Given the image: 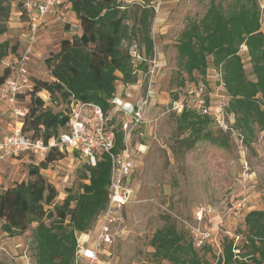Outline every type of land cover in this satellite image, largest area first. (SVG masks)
Listing matches in <instances>:
<instances>
[{
    "label": "trees",
    "instance_id": "16d2710c",
    "mask_svg": "<svg viewBox=\"0 0 264 264\" xmlns=\"http://www.w3.org/2000/svg\"><path fill=\"white\" fill-rule=\"evenodd\" d=\"M68 5L79 20L78 31L63 39L60 50L45 59L52 80L29 76L28 87L18 95V103L27 110L22 118V132L45 143L67 130L68 104L72 100L97 103L108 112L117 82H141L155 55L151 36L155 9L150 0L136 1L132 6H125L120 0H68ZM13 7H17L24 22L29 20L22 0H0V34L9 29ZM131 14L132 26L128 23ZM131 32L142 36L140 62L123 46ZM243 48L249 67L242 55ZM18 50V45L7 39L0 43V59ZM176 52L178 71L186 77L174 90L168 111L176 115L178 129L188 132L183 139L187 145L193 146L199 140L220 143L210 125L219 119L220 110L216 108L221 107L214 110L213 105L221 104L222 99H228L226 110L234 114L235 124L243 134L252 136L256 126L264 131V31L258 0H233L228 7L211 0L201 18L188 19L179 34ZM210 68L220 73L221 93L209 94ZM10 75V68L0 66V84ZM201 82L207 86L210 112L198 113L188 100L182 112L174 111L173 101L182 97L189 86ZM45 91L49 100L41 96ZM56 96L67 103L59 112L51 108ZM214 99L217 102L211 104ZM121 125L114 124L115 150L124 145ZM66 156V152L57 149L41 159L22 153L16 159H34L29 166V179L0 191L4 232L11 237L20 236L34 224L36 264H75L78 246L85 244L83 236L93 230L109 203L112 164L106 154L99 156L96 165L83 163L78 190L69 189L62 202L58 201V191L44 170ZM243 221L241 229L232 228L241 237L236 245L223 234L197 247L191 234L187 237L168 218L150 240L152 255L161 264H210L207 252L216 256L213 264H248V259L252 264H264V209L247 212Z\"/></svg>",
    "mask_w": 264,
    "mask_h": 264
},
{
    "label": "rangeland",
    "instance_id": "374dc122",
    "mask_svg": "<svg viewBox=\"0 0 264 264\" xmlns=\"http://www.w3.org/2000/svg\"><path fill=\"white\" fill-rule=\"evenodd\" d=\"M136 1L141 2L120 0L125 6H132ZM210 1L150 0L155 9V17L151 24V36L155 45L154 57L163 64L156 72L152 87L156 92L161 94L163 92L168 97L167 100L157 102L153 106L149 103L147 121L132 135L136 168L128 180V188L133 193V198L125 207L123 222L113 228V242L104 249L101 256L103 264H161L152 255L150 240L154 232L169 218L176 223L180 231L191 237L189 231L191 226L196 224L194 212L201 205L213 208L212 215L207 216V222L209 220L223 222L226 220L225 213L230 204L243 200L242 209L234 215L236 225H232L231 228L244 225L243 217L247 212L260 207L264 209V131L256 126L252 136L243 134L235 124L234 114L227 112L228 102L224 100L221 104L213 105L214 110L216 106L221 108L218 113L219 119L210 125L211 132L219 138L220 143L199 140L193 146H189L183 140L188 136V132H181L178 129L176 115L168 111L174 90L179 86L181 78L186 77L185 73H179L176 63L179 34L189 18H201L204 15ZM217 1L228 7L233 0ZM258 2L264 31V0ZM16 11L17 7H13L8 23L9 29L4 34L11 44H16L19 48L20 44L28 45V29L24 28L25 22ZM128 23L130 26L134 23L132 14ZM76 31L78 28L72 22H59L57 28L46 31L48 35L43 32L41 43L50 44L51 39V47L44 46L43 52L28 65L32 73L30 77L52 80L45 59L58 52L61 41L71 38L72 33ZM123 46L132 52L136 62L142 60L143 45L139 33L131 32L124 40ZM242 55L249 67V58L244 48ZM213 70L212 68L208 70L212 76L207 77L210 95L221 93L219 85L221 77ZM144 76L145 74L139 82L143 86L140 91L141 97L138 99L145 97L147 91L148 80ZM118 83L120 82H117V85ZM130 90L132 93L136 91L133 88ZM41 96L45 100L50 98L46 91L42 92ZM214 102L217 101L214 99L211 104ZM64 106H67L66 101L63 102L58 96L51 102L54 112H59ZM111 116L116 126L128 119L118 112H111ZM69 156L62 158L61 162H53L51 176L47 175V179L54 182L59 202L66 197L69 189L78 190L79 176L84 170L83 161L73 162ZM33 161V158L23 157L0 162V191L17 182L28 180L29 166ZM230 221H234L233 217L225 222ZM1 224L0 221V263L36 264L32 235L34 224L24 234L15 237L4 232ZM223 234L215 231L213 237H223ZM206 257L210 264L216 260L212 252H207ZM246 262L252 264L249 259Z\"/></svg>",
    "mask_w": 264,
    "mask_h": 264
},
{
    "label": "built area",
    "instance_id": "2783aa9c",
    "mask_svg": "<svg viewBox=\"0 0 264 264\" xmlns=\"http://www.w3.org/2000/svg\"><path fill=\"white\" fill-rule=\"evenodd\" d=\"M26 10L30 28L28 29V45L21 54L11 60L10 57L0 59V65L10 68L11 75L0 84V110L8 105L12 110V120L8 121L0 130H5V136L0 138V162L16 159L22 153L32 154L37 159L44 158L52 149L73 155L76 161H83L89 165H96L101 154H106L112 164L110 180L109 203L106 210L99 216V230L92 242L78 246L75 264H103L101 256L104 249L113 242V228L123 222V212L127 204L131 203L133 193L128 188V180L135 169V150L132 147L133 133L141 127L149 108L153 94V83L160 61L154 57L145 74L148 87L145 97L138 102L125 101L120 95H114L112 107L108 112L93 102L72 100L69 106V120L67 130L58 137L51 138L47 143L34 140L22 132L23 117L26 108L18 102L20 92L28 87L25 79L28 77L27 58L33 53L38 43L41 30L48 24V16L59 11L58 0H22ZM36 12V13H35ZM34 47V48H33ZM208 90L205 83H197L186 89L185 94L173 101L172 109L182 112L188 100L192 107L201 114H208L212 108L208 104ZM111 112L122 113L128 119L122 122L121 130L124 134V145L115 150L116 129L114 128ZM142 147V146H141ZM139 149V147H138ZM141 149V148H140ZM244 201H235L226 209V220H230L242 209ZM211 206L201 205L194 212L196 224L191 226V235L197 247L203 246L211 240L213 233L223 232L234 240V244L241 239L228 223L209 220L212 215ZM96 223V224H97ZM225 227V229H223ZM217 237V236H216Z\"/></svg>",
    "mask_w": 264,
    "mask_h": 264
},
{
    "label": "crops",
    "instance_id": "0c3cea01",
    "mask_svg": "<svg viewBox=\"0 0 264 264\" xmlns=\"http://www.w3.org/2000/svg\"><path fill=\"white\" fill-rule=\"evenodd\" d=\"M57 5H58V8H59V11L57 12V14L48 16V24H47V26L45 28H43L41 30V32L39 34V38H38V43H37L36 47L33 49V53L27 58L28 77L32 74L30 72V67L28 65H31L33 63V61L36 60L35 57L38 56L41 52H43L44 46L51 47V43H52L51 39H50V44L45 42L46 44L43 45V43H41L42 42V38H43V34H44L43 32H45V34H47L46 31H48L50 29L53 30V29L57 28L59 22H61V23H64V22L71 23L72 22V24L74 26H77L79 24V20H78L76 14L74 13V11L72 9L69 8L68 0H58ZM16 13H18L20 15V12L18 10L16 11ZM24 28H27V29L30 28L29 20L25 21ZM5 35L6 34H1L0 35V37H1L0 43L5 41V40H7ZM41 45H42V47H41ZM25 47H26V45L20 44L18 53L9 56L10 59L11 60L15 59L17 54H21L23 52ZM160 65L162 67L163 64L160 63ZM161 67H159V70L161 69ZM213 71L216 73V75H218L220 77V73L219 72H217L216 70H213ZM209 76H212V75H210V73L208 72L207 77L210 78ZM28 77L25 79L26 83H27V81L29 79ZM119 82L120 83H118L117 88H120V90L117 89L116 95H120L125 101L132 102V103H136V102H138L141 99V98L140 99H138V98L140 96V91L142 90L143 84L136 83V84H130L129 85V84H124L121 81H119ZM131 88L135 89L136 91L134 93H132L131 90H130ZM167 97L168 96L165 95L163 92H162V94L158 93V91L156 92V89L153 88V94L151 96L150 106L155 105V103H157V102H160V101H163V100H167ZM224 100H226L228 102V99H222V101H224ZM216 110L219 111L220 109L216 108ZM12 117L13 116H12L11 108L8 105H5L0 110L1 126L4 127V125L8 121L13 119ZM126 117L128 118L127 115H126ZM146 117H147V115H146ZM146 117H145L144 123L147 121ZM4 136H5V130H0V138H2ZM68 158L71 159L73 162L76 161V159L74 158L73 155H70ZM11 160H13V159H11ZM61 161L62 160H58L57 162H61ZM59 167H61V166L59 165ZM135 168H136V160H135ZM44 171H45V173L48 176H51V166L48 169L44 170ZM52 183H54V182H52ZM258 209L261 210L263 208L260 207ZM233 220H234L233 222H231V221L228 222V226L232 227V225L233 226L236 225V223H235L236 218L233 217ZM98 230H99V223H97L94 226L93 230H91V232L89 233V235L87 237H85V238L83 237L82 238V241H85V243H88V245L92 244V242L94 241V239H95V237L97 235Z\"/></svg>",
    "mask_w": 264,
    "mask_h": 264
}]
</instances>
